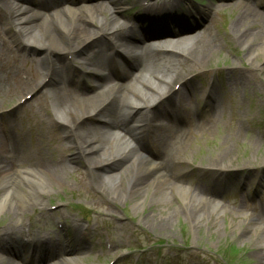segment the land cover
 Here are the masks:
<instances>
[{"label":"rangeland","instance_id":"1","mask_svg":"<svg viewBox=\"0 0 264 264\" xmlns=\"http://www.w3.org/2000/svg\"><path fill=\"white\" fill-rule=\"evenodd\" d=\"M126 1L130 2V9H122L119 14L122 20L131 23L135 16H140L141 6L136 0ZM183 1L191 5L192 10L193 8L202 11L210 9L212 12L211 18L202 22L198 36L215 34L218 40L219 50L215 53V58L206 64L205 69L217 70L213 97L217 99L222 110L213 117L214 113H210V109L207 108L205 113L201 111L198 120H193L192 125L198 127L190 131L188 143L176 155L174 165L171 167L177 184L166 185L162 192H157L155 195L158 200H162L164 196L169 201L170 207L160 203H150L149 206L150 198H147L145 194V199L141 201V198H138L137 203L128 199L124 196L122 189L125 178L116 179L114 183H110V179L107 180L108 193L102 188H96L95 185L97 186L98 182L95 178L92 179L94 173L87 171L82 160L71 159L74 151L69 145V139L64 138L60 125L54 127L52 124L50 115L57 120L62 118L61 115L66 114H58L52 94L48 95V101L45 104L43 101L32 98L28 100L26 106L15 112L4 114L3 129L20 144L19 152L22 157L20 170L36 172L39 160H42L43 156L47 160L60 157L62 167L66 168L65 182L62 185L46 184L41 187L47 194L46 199L44 198V206L46 209H56L53 210L54 214L48 218H37L40 207H36L34 210L31 209L33 213L26 217L31 220L38 219V223H35L32 228L37 237H44L64 245L67 241L57 230L53 220L54 216L60 217L61 213H64L66 219L63 221H67L66 226L69 230L67 234L73 237L74 234L76 235L75 244H70L73 246L71 249L75 251L73 257L67 259L58 254L51 258L54 261L48 264H65L66 261H71L73 264H110L111 261L115 264H264V72L259 70L264 67V62L262 60L260 64L258 62L254 64L253 61L246 60L241 46L233 38L230 29L242 11L248 8L245 5L251 4L252 1L237 0L240 6L236 5V0L226 1L220 5H217L218 3L214 0ZM101 4L106 5L109 12L113 13V7L108 5L107 0H93L88 6L93 8ZM180 7H176L173 11L174 17ZM261 11L264 12V9ZM199 20L201 16L197 17V21ZM13 33L0 26V48L5 53L0 60L2 65L7 57L10 62V59L13 60V57L16 58L17 55L23 56V49L20 50L21 47L18 44L19 39ZM2 39L5 43L4 47ZM258 44L264 46V39H259ZM8 47L11 53L8 52ZM81 55V58L87 56L84 53ZM261 55H264V52ZM80 61L82 62V59ZM15 63L18 69H21L18 71L24 72L29 78H33L32 71L36 69L39 71L41 67L37 62L25 63L22 59L15 60ZM252 66H257L258 69ZM81 67L86 68L82 65ZM147 69L149 72L145 76L152 82L156 81L157 74L167 72L171 68L162 62L150 61ZM153 73L155 75H152ZM181 73L184 75L189 71L185 69ZM132 74L137 73L132 72ZM192 74L198 73L195 71ZM137 76L139 74L135 78ZM242 77L248 81V84H245V90L234 83ZM135 78L121 80L118 84L115 81L114 84L131 87L132 80ZM87 81L90 86H95L94 82L97 83V80L91 78ZM207 82V72L196 77L193 81L194 88L187 89L186 100L200 101ZM8 84L9 79L3 73L0 78L2 111L16 104L19 97L25 94L20 92L11 95ZM53 87L54 85H49L47 88ZM138 87L142 92L146 89L142 86L143 89L140 84ZM102 90L104 89L101 88L98 91ZM93 92L94 90L91 94ZM45 106L48 107V111L44 108ZM225 106L227 111L224 110ZM175 109L176 107L166 113V122L172 126H176L173 121ZM247 116L250 118H248L249 128H243L242 122L240 125L238 120L240 118L243 121ZM233 117L235 120L230 122ZM90 127L91 129L103 127L105 133L101 131V135H104V143L109 149L117 150L114 148L116 146L123 149L124 145H127L132 149H138L140 158L147 159L148 156L140 147V143L132 139L127 141L124 133L110 132L106 126L98 124L94 119ZM112 133L114 135H111ZM145 146L147 148V145ZM225 150H230L233 154L232 159L225 162V166L232 171L223 180L232 181L233 184L242 183L244 189L250 192L255 191L254 198H247V200L251 208L256 206L258 210L250 213L246 205L239 203L234 193H230L229 185L226 188L222 185L224 193L218 196L219 198L211 193L210 183H215L222 177L220 173L210 172L206 168H210L209 165H217L213 159ZM201 167L203 170L194 169ZM244 176L247 177L243 178ZM30 185L21 180L17 183L16 189L25 192L24 186L33 187ZM35 189L39 188L34 187ZM112 189L116 191L115 195L112 194ZM176 189H186L189 194L192 192L197 195L198 191L193 190L199 189L204 199L214 201L219 210L211 216L208 212L204 211L205 213L202 214L199 212L201 217L198 216L199 221L195 224L192 219L185 217ZM238 214L247 218L249 224L246 222L239 225ZM6 221L7 219L0 214V229ZM74 222L78 224V230L72 226ZM253 225L254 228H252ZM257 232L259 234H256ZM110 241L113 249L109 254L106 244ZM0 256L2 258L9 255H6L4 251L0 252ZM16 261L22 264L19 258Z\"/></svg>","mask_w":264,"mask_h":264},{"label":"bare ground","instance_id":"2","mask_svg":"<svg viewBox=\"0 0 264 264\" xmlns=\"http://www.w3.org/2000/svg\"><path fill=\"white\" fill-rule=\"evenodd\" d=\"M87 1L0 0V26L14 32L13 35L18 37V44L23 51L33 55L39 52L42 55L44 69L42 74L37 69L32 71L36 79L29 81L19 76L20 70L15 60L20 59V56L13 57L10 62L7 57L4 65L0 63V78L3 73L6 74L11 95L27 89L26 95L22 98L27 94H33L36 99L45 101L53 92L58 114L66 113L57 120L51 117L53 125L59 124L68 137L69 145L74 151L71 159L82 160L87 171L94 173L92 179L95 178L98 182L96 188L106 190L107 180L110 179V183H114L116 179L125 178L122 189L128 199L137 203L138 198H141V201L145 199V194L150 198L149 206L150 203H160L170 207L169 201L164 196L162 200H158L155 195L157 192H162L166 185L177 184L171 167L174 165L176 155L188 143L189 134L182 129L171 130L169 124L165 123L167 115L165 110L170 108L176 99L183 102L187 89L194 88L195 78L189 81L187 76L195 71H207L206 64L215 58V53L219 49L205 36L195 41L177 38L176 44L182 48L171 51L164 50V46H158L157 52L159 48L160 50L163 48L158 61L167 64L171 69L157 74L156 81L151 82L145 76L149 69L144 68L143 65V60L148 57L149 48L147 45L141 47L137 42H145L154 33L137 31L135 27L131 28L126 21H122L117 14H110L107 7L89 8L85 4ZM224 1L217 0V2ZM144 2H148L144 8L145 13L159 16L162 13H169L175 4L181 3V0H171L170 3L157 0H144ZM113 3L115 6L118 5L115 1ZM114 11L119 13L116 7ZM210 13V9H205L202 11V16L209 18ZM188 29L178 30L172 34L189 31ZM230 29L233 38L241 46L246 60L253 61L254 64L255 62L260 64L262 60L264 62V55H261L264 46L258 44L259 39H264V15L254 8H247L232 23ZM195 34L191 35L195 37ZM190 42L191 48L187 47ZM7 50L11 53L9 47ZM139 50L141 53H138ZM83 53L87 55L85 58H81ZM4 54L0 48V60ZM68 56L71 57L70 61ZM81 59L82 62L79 63ZM253 68L258 69L257 66ZM137 69L142 73L139 78L132 80L133 86L130 87L129 94L126 89L112 83L115 72L131 78L135 77L132 72ZM185 69L189 73L181 75ZM259 70L264 72V67ZM90 74H96L99 78L94 91L101 88L104 90L92 95L86 92L78 95L72 85L78 83L84 86L83 91H86L88 88L85 85V78ZM49 76L50 80L45 84L44 81ZM246 80L242 77L234 83L244 88L245 84H248ZM64 81L69 85L66 86ZM51 83L56 87L53 90L45 89ZM138 84H142L141 86L146 87V90L142 92ZM177 85H179L178 89L175 88ZM26 103L25 101L24 104ZM208 108L210 113H216L220 108L216 98L209 100ZM45 109L48 110V107L45 106ZM131 111L132 116H130ZM92 119L106 126L110 132L124 133L125 138L128 136L135 141H140L141 138L150 140V144L155 149V158H152L151 162L149 158V160L140 158L139 151L127 145H124L123 149L117 146L114 147L117 150L109 149L104 143V135H101V131L105 130L102 129L103 127L91 129ZM184 120L192 127L191 120L186 118ZM11 136L0 126V214L7 219L0 229V252L5 251L6 255H9L2 258L0 256V263L18 264L16 257H22L26 261L27 257H32L30 264H48L50 259L58 254L74 255L73 250L61 244L44 237L37 238L32 229L35 223H38L37 218H48L54 214L44 206V198L46 199L47 194L41 187L46 184L62 185L65 182L66 168L62 167L60 157L47 160L43 156L42 160H39L36 172L20 170L16 165L17 160L9 162L5 154L6 149L12 144ZM17 145L20 147L19 143ZM232 155L230 150L219 153L217 158L213 159L217 165H209V167L229 169L225 166V162H229ZM94 169L97 171L94 172ZM21 180L30 183L33 187L24 186L25 192L19 191L16 188ZM34 187L39 189L34 190ZM176 191L182 202L185 217L192 219L195 224L199 221L198 216L201 217L199 212L201 214L208 212L211 216L219 210L214 201L204 199L199 189L193 190L198 191V195L192 192L190 195L186 189H176ZM111 192L116 194L114 189ZM211 193L219 196V189L212 187ZM36 207H40L37 218L26 220ZM238 220L239 225L246 222L249 224L248 219L239 214ZM73 226L76 228L78 224L74 222ZM254 227L253 225L252 228ZM23 229H28L29 233H25Z\"/></svg>","mask_w":264,"mask_h":264}]
</instances>
